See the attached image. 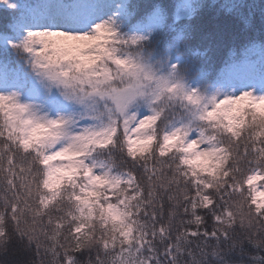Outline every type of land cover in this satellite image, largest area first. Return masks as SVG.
<instances>
[{
  "label": "snow or ice",
  "instance_id": "obj_1",
  "mask_svg": "<svg viewBox=\"0 0 264 264\" xmlns=\"http://www.w3.org/2000/svg\"><path fill=\"white\" fill-rule=\"evenodd\" d=\"M206 7L0 0V264H264V4Z\"/></svg>",
  "mask_w": 264,
  "mask_h": 264
},
{
  "label": "trees",
  "instance_id": "obj_2",
  "mask_svg": "<svg viewBox=\"0 0 264 264\" xmlns=\"http://www.w3.org/2000/svg\"><path fill=\"white\" fill-rule=\"evenodd\" d=\"M166 2L171 3L172 0H166ZM231 2V0H201V3L208 5V7L202 10L201 15V22L208 26H222L226 27L229 30H232L235 27V30L238 31L240 34H246L248 29L243 25H235L233 26L232 21L227 19V13H221L218 5ZM249 4H255L257 6L264 4V0H246ZM4 23V16L3 13L0 12V25ZM253 29L252 35L259 36L260 30V14H259V7L254 12L253 15Z\"/></svg>",
  "mask_w": 264,
  "mask_h": 264
}]
</instances>
